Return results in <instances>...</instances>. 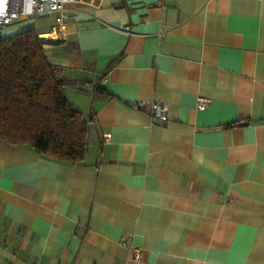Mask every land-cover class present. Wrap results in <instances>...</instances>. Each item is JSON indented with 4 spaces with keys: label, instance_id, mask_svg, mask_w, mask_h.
I'll return each instance as SVG.
<instances>
[{
    "label": "crops",
    "instance_id": "0c3cea01",
    "mask_svg": "<svg viewBox=\"0 0 264 264\" xmlns=\"http://www.w3.org/2000/svg\"><path fill=\"white\" fill-rule=\"evenodd\" d=\"M55 25L88 149L0 139V264H264V0H75Z\"/></svg>",
    "mask_w": 264,
    "mask_h": 264
},
{
    "label": "trees",
    "instance_id": "16d2710c",
    "mask_svg": "<svg viewBox=\"0 0 264 264\" xmlns=\"http://www.w3.org/2000/svg\"><path fill=\"white\" fill-rule=\"evenodd\" d=\"M18 29L0 35V139L81 164L92 117L69 97L71 75L52 60L36 22Z\"/></svg>",
    "mask_w": 264,
    "mask_h": 264
},
{
    "label": "built area",
    "instance_id": "2783aa9c",
    "mask_svg": "<svg viewBox=\"0 0 264 264\" xmlns=\"http://www.w3.org/2000/svg\"><path fill=\"white\" fill-rule=\"evenodd\" d=\"M75 0H0V35L10 27H23L35 22L38 17L52 16L56 20L53 31L61 29L65 23V12L69 3ZM165 0H158L159 4H164ZM103 80V82H105ZM151 112L154 116L162 120L168 119V104L162 101L151 102ZM209 99L205 96H198L197 108L207 109ZM135 108L145 110V102H138ZM104 140L108 142L110 135L104 134ZM122 244L131 250V257L140 260L143 256L142 248L135 246L133 235L127 234L122 240Z\"/></svg>",
    "mask_w": 264,
    "mask_h": 264
},
{
    "label": "rangeland",
    "instance_id": "374dc122",
    "mask_svg": "<svg viewBox=\"0 0 264 264\" xmlns=\"http://www.w3.org/2000/svg\"><path fill=\"white\" fill-rule=\"evenodd\" d=\"M55 20V18L54 17H52V16H41V17H38L37 18V27H39V29H41V27L42 26H44V25H47V24H50L51 22H53ZM36 21V20H35ZM7 30H9V29H7ZM7 30H5L4 32H3V34L5 35V33L7 32Z\"/></svg>",
    "mask_w": 264,
    "mask_h": 264
},
{
    "label": "bare ground",
    "instance_id": "6f19581e",
    "mask_svg": "<svg viewBox=\"0 0 264 264\" xmlns=\"http://www.w3.org/2000/svg\"><path fill=\"white\" fill-rule=\"evenodd\" d=\"M50 37V36H49Z\"/></svg>",
    "mask_w": 264,
    "mask_h": 264
}]
</instances>
